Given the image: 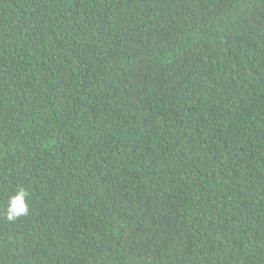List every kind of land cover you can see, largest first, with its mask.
I'll list each match as a JSON object with an SVG mask.
<instances>
[{
  "label": "trees",
  "instance_id": "trees-1",
  "mask_svg": "<svg viewBox=\"0 0 264 264\" xmlns=\"http://www.w3.org/2000/svg\"><path fill=\"white\" fill-rule=\"evenodd\" d=\"M0 264H264V0H0Z\"/></svg>",
  "mask_w": 264,
  "mask_h": 264
},
{
  "label": "clouds",
  "instance_id": "clouds-1",
  "mask_svg": "<svg viewBox=\"0 0 264 264\" xmlns=\"http://www.w3.org/2000/svg\"><path fill=\"white\" fill-rule=\"evenodd\" d=\"M30 213V194L24 187H18L7 199L0 209V219L14 223L26 218Z\"/></svg>",
  "mask_w": 264,
  "mask_h": 264
}]
</instances>
